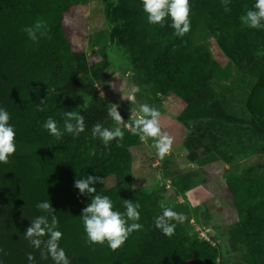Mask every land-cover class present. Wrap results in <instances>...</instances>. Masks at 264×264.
<instances>
[{
	"label": "trees",
	"instance_id": "16d2710c",
	"mask_svg": "<svg viewBox=\"0 0 264 264\" xmlns=\"http://www.w3.org/2000/svg\"><path fill=\"white\" fill-rule=\"evenodd\" d=\"M84 1L0 0V108L9 112V124L16 133V152L9 156V163H0V264H54L50 256L42 259L40 250L24 238L31 221L46 215L36 207L43 201L55 209L58 230L63 234L59 245L70 264H217L219 249L208 241L191 238L180 223L170 238L155 227V219L164 209L159 197L132 183L130 149L141 144L139 137L124 128L121 147L116 140L105 146L98 138L93 139L95 123L111 129L113 121L107 115L108 103L95 89V83L107 80L106 63L95 55L85 57V21L80 13ZM189 3L191 30L182 38L168 26L170 18L163 28L149 24L141 0H118L113 8L117 14L137 21V29L146 34L150 42L146 66L161 90L192 110L216 100L208 83L216 64L206 49L193 43L195 29L203 25L217 33L224 44L260 52H264V29L247 28L239 19L255 0H231L230 12L224 11L221 0ZM37 20L46 21L49 31L33 42L22 29ZM79 95L87 96L85 109L79 107ZM249 104L252 114L264 119V69ZM66 111L83 115L86 128L79 137L65 133L57 140L42 125L51 117L63 130ZM206 134L220 157V161L204 167V182H211L224 164L231 162L234 148L212 130ZM87 175L101 177L103 182L109 176L114 178L109 187L99 182L93 185L97 189L93 195L108 196L113 210L123 213L124 200L141 206L137 222L143 229L131 233L116 251L106 242L86 243L80 215L92 197L81 195L74 183ZM194 176L192 171L178 173L175 187L188 191L194 186ZM225 190L244 238V258L249 264H264V177L231 176L225 180ZM28 253L34 256L31 262Z\"/></svg>",
	"mask_w": 264,
	"mask_h": 264
},
{
	"label": "rangeland",
	"instance_id": "374dc122",
	"mask_svg": "<svg viewBox=\"0 0 264 264\" xmlns=\"http://www.w3.org/2000/svg\"><path fill=\"white\" fill-rule=\"evenodd\" d=\"M117 1L85 0L80 7L85 21V57L95 55L106 63L107 80L95 83L96 92L104 93L100 97L109 107L119 105L125 123H131L132 113H138L142 104L156 108L161 113L162 130L174 138L171 152L164 159L156 155L151 140L130 149L133 186L154 192L161 208L184 214L186 220L181 225L188 235L219 249L217 264H249L244 258V238L225 190V180L231 176L264 177V119L253 115L249 104L264 69V54L257 53L264 52L224 44L217 33L199 25L191 39L206 49L216 64L217 69L208 80L216 100L206 107L187 109L181 100L164 93L150 75L145 62L150 42L137 29V21L114 11ZM90 75L87 78L92 81ZM134 86L140 91L131 103L122 95ZM78 103L85 109L87 96L79 95ZM115 126L113 121L111 129ZM207 130L234 148L231 162L224 164L211 182H204V167L220 161V157L210 146ZM189 171L195 173L194 186L179 191L175 187L176 175ZM113 183L114 178L109 176L102 186ZM208 228L212 231H207Z\"/></svg>",
	"mask_w": 264,
	"mask_h": 264
},
{
	"label": "clouds",
	"instance_id": "9594fccd",
	"mask_svg": "<svg viewBox=\"0 0 264 264\" xmlns=\"http://www.w3.org/2000/svg\"><path fill=\"white\" fill-rule=\"evenodd\" d=\"M221 2L224 11L230 12L231 0H221ZM141 4L149 24L159 25L163 28L166 26V19L170 18L171 23L168 26L174 29L173 34L176 37L182 38L190 32L191 8L189 0H141ZM239 19L241 24L247 28L264 29V0H255L252 8L248 9ZM22 31L27 34L31 41L37 42L40 38L47 36L49 29L46 21L37 20L33 25L24 27ZM261 54L264 53H257V55ZM119 91L122 92L121 87ZM139 91V87L134 86L126 95H122V98L134 103ZM100 95H104V93L101 92ZM118 107L117 104H111L107 110L108 117L115 122L116 126L109 129L99 122L95 123L91 129L93 139L98 138L105 146H109L112 141L116 140L117 147H121L119 141L124 139L123 129L126 128L145 144L151 140L152 147L155 148L156 155L160 159H164L166 155L170 154L174 138L167 131L162 130L159 110L146 103L142 104L138 113H132L129 119L131 123H125ZM38 110L44 111L39 106ZM9 120V112L0 108V163L4 164L9 163V156L16 152V133L14 127L9 124ZM42 127L49 135L60 140L65 133L79 137L85 131L86 124L84 116L80 113L66 111L63 130L58 127L57 121L51 117L44 122ZM192 167L195 168L196 164H193ZM97 182L103 183V178L87 175L86 178L76 179L74 183V187L79 190L81 195L92 197L80 215L86 233V243L91 246L104 245L106 242L111 251H116L124 245L131 233L143 229V225L137 222L140 220L138 209L141 206L138 202L124 200L125 211L123 213L113 210V203L108 196L93 195L97 191L93 185ZM36 207L46 215L38 216L31 221V226L24 233V238L29 241L31 247L40 250L42 259L46 260L50 256L54 264H70L65 250L59 245L63 234L58 230L59 221L54 214L55 209L49 201L39 202ZM49 216L51 217L50 223ZM185 220L184 214L171 208H164L162 214L155 219V227L163 235L170 238L175 234L177 223L182 224ZM129 221H131L130 224ZM172 221L176 223H172ZM207 231L210 232L212 229L208 228ZM45 235L48 236L47 240L42 239ZM27 259L30 262L34 260L32 253L27 254Z\"/></svg>",
	"mask_w": 264,
	"mask_h": 264
}]
</instances>
